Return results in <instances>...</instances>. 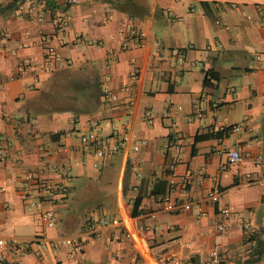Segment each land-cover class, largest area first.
<instances>
[{
  "label": "crops",
  "instance_id": "crops-1",
  "mask_svg": "<svg viewBox=\"0 0 264 264\" xmlns=\"http://www.w3.org/2000/svg\"><path fill=\"white\" fill-rule=\"evenodd\" d=\"M50 2L0 0V238L41 239L9 245L4 264H208L215 244L224 264H264V252L254 261L244 252L264 233V28L247 19L264 0ZM124 22L143 31L142 46L121 48ZM47 45L71 63L44 71ZM106 87L116 99L105 98ZM93 121L108 144L128 134L100 167L82 138ZM237 145L241 160L221 170ZM27 174L67 190L44 191L29 209L18 190ZM216 186L214 203L207 193ZM165 193L190 207L163 209ZM223 205L231 209L225 231L217 228ZM102 216L126 223L100 224ZM64 236L84 239L83 254L49 245Z\"/></svg>",
  "mask_w": 264,
  "mask_h": 264
},
{
  "label": "built area",
  "instance_id": "built-area-1",
  "mask_svg": "<svg viewBox=\"0 0 264 264\" xmlns=\"http://www.w3.org/2000/svg\"><path fill=\"white\" fill-rule=\"evenodd\" d=\"M26 2H30L31 0H24ZM76 0H67L68 3H73ZM22 5V4H20ZM231 8H237V3H230ZM225 4L223 3H216V7L219 11H222ZM1 8V6H0ZM21 10V9H20ZM247 19L252 24H257L264 28V6L259 5L257 7V17L254 14H247ZM126 26L125 29L120 31V45L123 49L139 47L143 45V38L144 33L142 30L129 25L128 23L124 22L123 24ZM71 63L69 58L63 56V54L58 50V48L54 45H47L44 52V63H43V70L50 72L56 68H60L63 66H67ZM28 65V62H24L19 65L18 70L23 71L24 68ZM207 77L210 81L213 80V77L210 74H207ZM104 96L105 98L116 99L117 96L115 93L110 91L107 87L104 88ZM180 107H178V110ZM193 114L195 116L201 115L200 106H196L193 109ZM146 120L151 122V113L146 111L145 113ZM234 128H237L235 126ZM101 126L99 122L93 121L91 123V127L89 132L86 135H83V140L86 144L94 150L95 154L98 156L99 160L97 161V166H101L103 164L102 160L105 156L112 155L113 153L117 152L124 144V141L127 140V132L125 129H121V137L114 143L108 144L107 138L101 136ZM168 143L164 148L166 149ZM226 159L220 165L221 170H225L229 167L235 166L242 158V150L239 145L234 146L231 149H228L226 152ZM6 159V145L3 142L0 136V164H2ZM178 158L172 157L169 159L167 163V171L170 176L176 175V168L178 165ZM36 180L35 185L32 184L33 180ZM18 190L21 194V197L24 201H26L27 206L29 209H35L39 202L42 201L41 198L46 196L44 191L48 192L49 194L55 192L64 193L67 190V186L65 185H58L53 183L52 181L41 178L36 179L33 174H27L26 178L21 182L18 187ZM222 190L219 187L211 188L208 193L207 197L211 202H218ZM159 202L163 209L168 211L173 210H185L190 207V202L187 200H177L171 197L169 193H165L159 195ZM217 212L220 216V220L217 223V228L221 231H225L227 228V220L231 214V209L227 205L219 206L217 208ZM42 218L45 219L47 224L52 225L55 221V213L52 209H46L41 211ZM100 224H110L113 226H119L120 224L126 223L125 220L119 219L114 216H102L99 220ZM139 230L145 233L146 229L143 226H139ZM94 233V232H93ZM128 233L126 234V236ZM113 238H107V244H110ZM41 240V239H40ZM39 238L34 237L32 239L22 240V241H14L11 240L7 242L5 239L0 238V264H4L6 261V253L8 250V246L10 248H17V247H31L32 244H36L40 242ZM50 246H58V245H66L71 247V253L81 255L84 252L85 247V240L82 238H73V237H60L58 239L50 240ZM257 250H261L260 252H264V233L262 236L257 237L254 236L249 239V244L247 248L244 250L246 254V258L249 260H255L260 255ZM224 253L225 248L221 244H215L213 248L209 252V259L208 264H224ZM173 264H180V260L174 259Z\"/></svg>",
  "mask_w": 264,
  "mask_h": 264
},
{
  "label": "trees",
  "instance_id": "trees-1",
  "mask_svg": "<svg viewBox=\"0 0 264 264\" xmlns=\"http://www.w3.org/2000/svg\"><path fill=\"white\" fill-rule=\"evenodd\" d=\"M47 2L50 4V0H47ZM207 74H210L211 77L215 78V76L211 73V72H206L205 74V77H204V84L205 85H212L211 82H210V79L207 77ZM218 133L216 134H211V135H217ZM204 136H207V135H202V134H196L195 136V140H199L201 138H203ZM162 184L164 185V182H162ZM162 185V186H163ZM140 196L136 197L133 201V204H132V210H131V213L133 215H136L138 213V206L140 204ZM258 252H260L261 250H257ZM262 252L259 253V255H261ZM258 259V258H257ZM256 260V259H255ZM254 261V260H253Z\"/></svg>",
  "mask_w": 264,
  "mask_h": 264
}]
</instances>
